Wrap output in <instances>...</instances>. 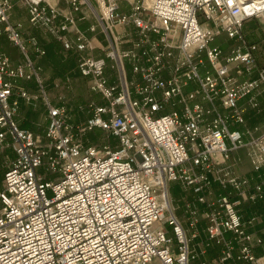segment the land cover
Wrapping results in <instances>:
<instances>
[{
	"label": "built area",
	"instance_id": "obj_1",
	"mask_svg": "<svg viewBox=\"0 0 264 264\" xmlns=\"http://www.w3.org/2000/svg\"><path fill=\"white\" fill-rule=\"evenodd\" d=\"M61 1L0 0V34L21 54L0 48V151L15 152L0 182V264H261L241 204L264 198V178L249 190L229 160L248 146L254 169L264 166V131L230 125L245 123L240 100L264 84L243 32L248 19L264 24V0H126L130 11L120 0ZM16 6L78 52L104 99L83 107L84 121L51 99L34 59L46 49L12 19ZM85 7L96 18L87 30ZM222 32L240 43L213 45ZM21 99L43 104L44 133L20 125ZM172 181L191 190L180 205Z\"/></svg>",
	"mask_w": 264,
	"mask_h": 264
},
{
	"label": "crops",
	"instance_id": "obj_2",
	"mask_svg": "<svg viewBox=\"0 0 264 264\" xmlns=\"http://www.w3.org/2000/svg\"><path fill=\"white\" fill-rule=\"evenodd\" d=\"M92 1L94 3L95 7L98 8V0H92ZM120 3L122 5V9L124 11H130L131 6L128 3V1L120 0ZM60 4L66 5V2L63 0L60 2ZM84 12L87 14V16L83 19H79L78 22H79V25L82 29L87 30L91 23L96 22V18L94 16V12H92V10L90 8L85 7ZM11 17H12V19L19 20L23 23V28H24L23 33L25 36H28L30 34H34L37 36V38L39 39L41 44L48 50V56H49V54H52L54 52H62V53L66 54L67 51L68 52L71 51V50L63 49L64 47H63L62 43L59 42L53 34L45 31L42 28H38V27L33 26L29 21L28 12L25 8H20L19 6H16L13 9V11L11 12ZM25 17L28 18L29 22L23 20V19H25ZM243 32H244V35H245L248 42L255 43L257 45V48L255 50V56L257 58V62L259 64V66L264 67V24H263V22L257 18L248 19L244 23ZM99 36L102 40H104L102 35H99ZM239 43L240 42L238 40L229 37L227 35V33H225V32H222L219 35H217L215 37V39L212 41L213 45L220 44L223 47L225 52H228L232 46L238 45ZM2 50L7 52L14 60H18L21 58V54H20V57H14V55L9 53L5 49H2ZM18 51H19V49H18ZM72 52H73V50H72ZM74 52L78 56V52L77 51H74ZM19 53H20V51H19ZM88 53H94V54L98 55V54H100V51L95 50L93 52L89 51ZM45 58H47V56L41 58V61L44 62ZM76 70L78 71V66H76L74 71H76ZM233 74L235 76L241 78V81L245 80V79L256 78L258 76V73L256 71H254L250 74L243 73V76H241L242 74H238L236 72V70H234ZM130 75H132V72H130ZM58 78H60L61 80H65V81L67 80V78H69L70 84H71V82H73L71 75H69V73H65L63 75H60V77H58ZM32 91H36V90H32ZM49 94H50V92H49ZM251 98H252V101L250 100ZM21 102L23 103V105L21 106L20 114L18 115V120H22V122H26L25 116L23 115L24 112H23L22 108L27 107L28 103L26 104V102H24L23 100ZM39 102L36 106H34L35 108L32 109L30 107V104H29V107L32 110H36L38 105H39V108H41L43 104L41 102L39 104ZM240 103L244 107L245 123L240 124V123H236L234 121H231V123H230L231 127L232 128H238V129H241L243 131L246 128H250L253 130L254 135H258L261 132H263L264 131V84H260L256 89H254V91L250 95L243 97L240 100ZM220 109L223 112H228L227 108H225L222 105L220 106ZM45 110L46 109H44V111ZM75 115L78 116L79 118L81 117L80 114L76 113ZM21 117L24 119H21ZM85 119H83L82 121H84ZM45 120H46L45 121L46 123H45L44 130L37 131L36 129H34L32 127L28 128V129L33 130L37 133H41V134L44 133L46 126H47V123H48L47 114H46ZM94 131H97L96 134H97L98 138L100 139V137L103 135V132L101 130H94ZM86 136L92 140L91 137H89L88 135H86ZM246 138L248 139L249 137L246 136ZM112 140L115 144H118V142L115 138H112ZM248 150H249L248 146H243L239 149L234 150L231 154V158H230L229 162L232 164V166H233V168L237 174H241L244 177L249 179L248 189L251 191H254V186L262 178H264V166L259 171H256L253 167L252 162H251L250 156L248 154ZM0 152H2V151H0ZM214 188L217 191L220 190V187L218 186V184H215ZM185 191H186V194H188L187 196L189 197L190 194L188 192H191V190H185ZM241 212H242V215L246 221H251L248 225V228H249V230H251L253 232L254 237H255L254 251H255L256 255L259 257L260 263L264 264V198L261 200H258L256 202H252L248 198H244L243 202L241 204ZM257 239H260V240H257Z\"/></svg>",
	"mask_w": 264,
	"mask_h": 264
},
{
	"label": "rangeland",
	"instance_id": "obj_3",
	"mask_svg": "<svg viewBox=\"0 0 264 264\" xmlns=\"http://www.w3.org/2000/svg\"><path fill=\"white\" fill-rule=\"evenodd\" d=\"M23 20L29 22L27 17H25V19ZM0 47L2 49H5L12 55H14V57H20V53L17 47L6 37L5 34H0ZM62 54H63L62 52H54L52 54H49V56H47V58H45V61H44V65L46 66L47 76H48L47 85L50 89L49 92L53 97L56 96L57 93L63 94V92L59 91L60 90L59 88L64 87V86L62 84V80L58 77H60V75H63L65 73L75 74L73 70H71L72 71L71 72L69 69L65 67L66 65L65 59H64V55ZM108 62L112 63V60L108 59ZM57 81L60 82L59 86L55 85V82ZM73 82L71 84V87H69L70 96L72 97V100L69 104L71 105V108H72L71 110L72 116H74L76 113L80 114V116L82 114L85 115V109L83 108L84 106H81L80 108L79 107L74 108L75 107L74 105L78 104L79 102L78 98L81 95L78 94L79 90L77 91L78 88ZM26 109H25V112L23 113V115L25 116V121L26 122L28 121L29 125L32 128L36 129L37 131L44 130L45 123H46L45 122L46 121L45 120L46 110L44 111L45 108L43 107V105L41 108H39V105H38L37 109L33 111L30 109L28 110ZM96 133L97 131L95 132L90 131L87 135L91 137L92 139L98 141L99 138ZM13 156H15V152L12 147H8L5 151L0 152V182L2 181L1 179L3 178L4 170L6 169V163L9 160V158ZM170 192H171V195L173 197L175 204L177 205L182 204L188 198L187 196L188 194H186V191L182 188L180 182L178 181H172L170 183Z\"/></svg>",
	"mask_w": 264,
	"mask_h": 264
},
{
	"label": "trees",
	"instance_id": "obj_4",
	"mask_svg": "<svg viewBox=\"0 0 264 264\" xmlns=\"http://www.w3.org/2000/svg\"><path fill=\"white\" fill-rule=\"evenodd\" d=\"M63 49H65V48H63ZM74 51H76V50H73V52H72V50L70 52L67 51L66 54L65 53L62 54V55H64L65 64H66V65L65 64L64 65L70 71L71 70L74 71L76 66H77V55H76V53ZM46 56H48V50L47 49H46V53L43 56L39 57V56L34 55V59H35L36 63H38L40 65L41 73L44 76L45 82L47 84V82H48L47 69H46V66L44 65V62L41 61V58L46 57ZM74 72H75V74H69V75H71V78L74 80L73 83L77 86V88H78L77 91L79 90L78 94L81 95L78 98V100H79L78 104L74 105L75 106L74 108H78V107L80 108L81 106L87 107L88 104L91 101H96V102H99V103L104 102V99L101 97V95L99 93L91 92L89 90V88H88V79L84 75H82L79 70L78 71L76 70ZM64 81L65 80H62V84H63L64 87L59 88L60 89L59 91L63 92V94L62 93L61 94L57 93L56 96H54V97L51 94L50 95H51V98L53 99V101L55 103H58V104L64 103V104L67 105V107L69 109L72 110L71 105H69L71 100H72V97L70 96V89H69V87L65 86V82ZM23 83L25 84V86L30 91H32V90H36L37 91V89H38L36 83L34 82V80L25 81ZM71 84H72V82H71ZM47 90L48 91L50 90L48 85H47ZM22 100L23 99H21V101ZM23 101L25 102V100H23ZM22 105H23V103L21 102V106ZM30 107L32 109L35 108L33 105L31 106V104H30ZM30 107H29V104H28L27 107H25V108L23 107L22 108L23 112H25L26 108H27L26 110H28V109L32 110ZM85 118H86V115H83V114L81 115L80 118L78 116H76V115L73 116V119L75 121H79L80 119H81L80 121H82ZM21 119H24V118L21 117ZM19 123H20V125L22 127L31 128V126L29 125L28 122H22V120H19ZM92 132H95V131H92ZM92 140L95 141V142L97 141V140H94V139H92Z\"/></svg>",
	"mask_w": 264,
	"mask_h": 264
},
{
	"label": "bare ground",
	"instance_id": "obj_5",
	"mask_svg": "<svg viewBox=\"0 0 264 264\" xmlns=\"http://www.w3.org/2000/svg\"><path fill=\"white\" fill-rule=\"evenodd\" d=\"M52 2H55L56 0H51Z\"/></svg>",
	"mask_w": 264,
	"mask_h": 264
}]
</instances>
